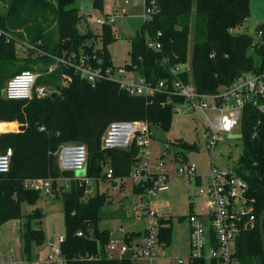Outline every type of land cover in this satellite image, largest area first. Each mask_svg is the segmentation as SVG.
Returning a JSON list of instances; mask_svg holds the SVG:
<instances>
[{"label":"trees","instance_id":"16d2710c","mask_svg":"<svg viewBox=\"0 0 264 264\" xmlns=\"http://www.w3.org/2000/svg\"><path fill=\"white\" fill-rule=\"evenodd\" d=\"M8 2L5 13H0V152L13 149L10 169L0 173V226L11 219L21 220V241L24 257L33 259V243L44 238L43 229L34 226L30 214L22 212L25 198L34 199L40 192L25 186L28 178L53 177L56 195L62 196L65 208L66 234L61 243L67 264H133L132 257H110L107 246L112 238L108 229L99 227L102 208L112 201L107 191L97 190L83 198L88 185L75 179V171H61L55 152L64 142H82L87 146L88 178L108 179L122 183L129 176L139 159V147L103 148L102 136L114 120H147L152 127L169 130L174 106L185 102L181 96L157 93L148 97L131 95L122 90L117 81L103 80L92 85L72 70L57 66L49 73L39 72L37 84L58 89L43 97L36 94L28 99H9L2 91L10 75L15 74L16 44L21 41L40 43L51 53L61 55L70 51L97 53L106 64H112L109 45L115 40L112 24H103V32L91 30L80 33L77 23L84 14L75 5V0H3ZM104 0H93V5H103ZM146 7H153L151 19H145L141 31L130 38V62L124 66L137 75L159 81L181 78L190 79L200 92L213 93L229 85L238 75L247 71L264 69V23L258 26L262 41H256L249 33L233 30L248 19L250 0H144ZM55 13L59 39L46 35L47 11ZM158 32L161 35L158 36ZM9 40H7V36ZM102 36V47H95V40ZM193 35L190 70L178 65L187 63L190 37ZM149 38H158L159 50L150 48ZM254 48L261 58L255 64L249 53ZM27 57V56H26ZM30 57L25 61H33ZM37 60V61H35ZM34 62L43 61L46 66L53 58L43 56ZM40 60V61H39ZM29 63L21 69H33ZM63 72L71 75L67 86H61ZM259 114L246 107L242 118L244 150L236 162L259 184L251 191L256 198L258 224L245 230L236 241L234 260L240 264H264V252L259 231V215L264 208V129L257 128ZM44 127V128H42ZM179 147L198 150L196 143L184 139L174 141ZM110 168V172L104 170ZM69 178L66 184L58 179ZM200 177L197 183H200ZM133 191L143 193L144 188L133 185ZM161 239L167 246L171 241L172 217L163 219ZM82 231V235H78ZM142 231H127L124 239L132 242L141 238ZM193 264H207L196 259Z\"/></svg>","mask_w":264,"mask_h":264},{"label":"built area","instance_id":"2783aa9c","mask_svg":"<svg viewBox=\"0 0 264 264\" xmlns=\"http://www.w3.org/2000/svg\"><path fill=\"white\" fill-rule=\"evenodd\" d=\"M129 2L131 0H125V3ZM137 3L138 0L133 1V4ZM153 9V7L145 6L146 13L149 14V17L145 19H151ZM122 11L126 12L125 6L122 7ZM114 20L115 16L109 15L105 19H97V23L100 25L113 24ZM0 34H5L1 28ZM160 35L161 32H158V36ZM6 36L9 40L8 35ZM147 44L156 50L162 48V43L158 38H149ZM49 56L53 58V63L49 65V72L61 66L77 73L92 85L103 80L117 81L120 88L131 95L151 97L157 93H167L171 96L183 97L185 102L174 106L173 115L178 116L185 112L198 113L204 121L206 144L210 151L220 140L228 139L233 134L238 133L243 138L241 126L247 106L259 114L253 136L258 134L259 128L264 129V69L258 72H243L229 85L220 87L216 92L208 93L198 91L191 79L185 82L176 77L170 82L167 79L153 81L137 74L128 77L129 74L135 72L128 70L124 65L106 64L103 57L97 53L70 51L61 55L50 53ZM181 69V65H178L174 73ZM38 76L39 73L31 70L13 75L6 81L5 97L28 99L34 94L43 97L50 93H58V89L46 85L37 86ZM70 81L71 75L63 72L61 86H67ZM152 134V126L147 120H114L109 123L102 136V147L125 149L133 143L139 147L140 161H137L128 178L132 180L133 185L144 188V192L139 195H146L148 198L147 204L143 205L141 199L135 202L134 207L135 211L142 212L139 217L145 220L142 237L132 242H127L124 238L112 237L107 246L108 256L124 257L129 249H133V257H145L149 264H156V258L165 255V243L161 239V229L166 225L163 219L167 217L150 206V199L169 189L170 176L161 171L164 162L152 163L150 150ZM166 153L167 151L163 150L161 157ZM12 155L11 147L0 152V173L9 171ZM55 156L61 171H86L88 150L82 142L62 143L55 152ZM185 158V153L176 155V159L181 161L178 175L181 178L188 177V179L192 176L196 177V164L186 161ZM234 163L238 164L236 161ZM198 177L201 179V176H197L196 179ZM208 177V188L201 189L200 192L208 196L207 210L203 214L193 211L188 217L191 245L188 264H193L196 259L200 258L209 261L210 264H232L237 239L243 231L252 230L258 224L256 198L251 195V191L254 190L247 181L236 175L229 167L221 169L211 163ZM65 179L69 180V178ZM75 179L84 180L87 183L89 180L86 172L84 175L76 176ZM53 181V177L28 178L25 180V186L45 194H53ZM78 235H82V231H78ZM64 239V235L55 239L51 243L49 252L44 257L33 261V264H67L61 248ZM9 255H14L12 248ZM5 259L3 257L0 261L6 262ZM8 264H14V262L10 261ZM172 264H186V260L176 258Z\"/></svg>","mask_w":264,"mask_h":264},{"label":"rangeland","instance_id":"374dc122","mask_svg":"<svg viewBox=\"0 0 264 264\" xmlns=\"http://www.w3.org/2000/svg\"><path fill=\"white\" fill-rule=\"evenodd\" d=\"M53 2L57 3L55 0ZM93 0H75V5L82 12L84 5L90 6L89 3ZM134 0L125 3V0H104L103 5L90 6L88 13H83L77 23V30L80 33L92 31L95 34L103 32L104 26L97 23V19H105L109 15H114L115 20L111 29L115 33V40L109 45V51L112 63L115 66H122L130 62V38L140 33L142 24L149 14L146 13L144 0H138L137 4H133ZM126 7V12L122 11V7ZM8 7V2L0 0V13H5ZM251 12L248 19L242 25L236 27L235 33H249L256 41H262V35L258 33V26L264 23V0H250ZM49 21L44 24L45 34L53 36L54 40L59 39L58 24L55 13L47 11ZM39 43H29L21 41L16 44V56L19 57V62L16 61L13 70L16 75L20 72V66L29 63L34 68L31 71L36 73H49V65H45L43 61L34 62L35 59L51 53L49 50L40 46ZM41 43V44H42ZM193 35L190 37V47L187 55V63L181 65V68L190 70L191 55H192ZM95 47H102V36H98L95 40ZM249 53L253 56L255 64L261 63V58L251 48ZM53 54V53H51ZM34 59L33 61H25L27 57ZM52 58V57H51ZM37 61V60H35ZM29 69H21L28 71ZM10 75L9 77H12ZM62 82V79H61ZM39 86L40 84H37ZM153 134L150 140V150L152 152V163L164 162L161 171L169 174V189L165 192L158 193L150 199V206L159 211L160 214L167 218L172 217V234L170 243L164 247V256H158L156 264H172L176 258L186 260L189 263L191 254L190 245V222L189 215L195 211L197 213H205L207 210L206 203L208 196L200 193L201 189L206 190L209 185L208 174L210 172L211 163L221 169H226L228 165L241 156L244 150V141L240 134H233L228 139L220 140L216 147L210 151L207 148L205 137L204 121L198 113L185 112L182 115L174 116L169 130H164L158 127H152ZM184 139L190 143H196L198 150L185 149L174 144V141ZM163 150L167 151L166 155L161 157ZM181 153L186 154V161L196 164V174L201 176V183H197L196 177L192 176L181 178L178 174V167L181 161L176 159V155ZM104 170L110 172L109 167ZM81 172L75 171L76 176H80ZM85 172L83 173V175ZM58 184H68L69 180L64 177L58 179ZM88 187L85 189L83 198H88L97 190L107 191L112 195V201L102 208V217L99 220L101 229H108L111 236L123 238L125 231L145 229V220L139 217L142 215L140 210L135 211V202L142 199V204L148 203L146 195L140 196L133 191V182L126 177L122 183L117 186H112L108 179L89 178ZM53 194H45L39 192L36 198H25L22 202V212L25 215L32 216V224L43 229L44 238L40 243H33V259L31 261L25 258V263L33 264L38 258L44 257L50 250V239H58L60 235H65V208L62 196ZM11 248L14 250V256H10ZM48 251L45 252V250ZM22 241H21V225L18 219H11L0 226V259L5 257L6 262L0 261V264H8L13 261L14 264L21 263L22 259ZM39 254V256L37 255ZM42 254V255H40ZM27 260V261H26ZM133 264H149L145 257H133ZM207 264H210L209 261ZM232 264H240L238 260H234Z\"/></svg>","mask_w":264,"mask_h":264},{"label":"water","instance_id":"95a60500","mask_svg":"<svg viewBox=\"0 0 264 264\" xmlns=\"http://www.w3.org/2000/svg\"><path fill=\"white\" fill-rule=\"evenodd\" d=\"M90 6L93 5V1H91L89 3ZM90 6L88 7V5H84L82 8V12L83 13H88ZM2 96L5 97V91L3 89L2 91ZM138 161H140V158L138 159ZM228 167L230 169H232L236 175H238L239 177L243 178L245 181H247L249 183V185L251 186L252 190L257 191L259 190L260 186L258 183H256L253 178L251 177L250 174H248L246 171H244L238 164L232 162L228 165ZM81 172L80 174H83L85 171L81 170L79 171ZM118 181L116 180L115 183H117ZM259 231H260V236H261V243H262V248H263V252H264V208L262 209L260 215H259ZM50 242L53 243L54 242V238L52 237L50 239ZM134 253L133 249H129L126 253L125 256L126 257H132Z\"/></svg>","mask_w":264,"mask_h":264},{"label":"crops","instance_id":"0c3cea01","mask_svg":"<svg viewBox=\"0 0 264 264\" xmlns=\"http://www.w3.org/2000/svg\"><path fill=\"white\" fill-rule=\"evenodd\" d=\"M133 76H135V73L134 74H129L128 75V77H133ZM82 175V174H81ZM111 184H112V186H117L118 184H120V183H115V182H111ZM19 224L21 225V220H19ZM127 231H129V230H126L125 232H127ZM132 231H142L143 232V230L142 229H139V230H132ZM113 237V236H112ZM115 238H118V237H115ZM55 240V239H54ZM49 243L51 244V242L49 241ZM48 251V249L47 250H45V252H43V254H45L46 252ZM49 252V251H48ZM38 256H39V254H37ZM40 255H42V254H40ZM46 255V254H45ZM44 255V256H45ZM14 256V255H13ZM27 261V260H26ZM21 263H25V257H24V255H23V253H22V259H21ZM25 264H28L27 262L25 263Z\"/></svg>","mask_w":264,"mask_h":264}]
</instances>
